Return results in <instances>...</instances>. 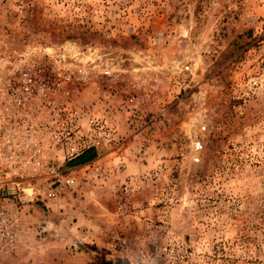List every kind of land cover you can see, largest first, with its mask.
<instances>
[{
    "label": "rangeland",
    "instance_id": "374dc122",
    "mask_svg": "<svg viewBox=\"0 0 264 264\" xmlns=\"http://www.w3.org/2000/svg\"><path fill=\"white\" fill-rule=\"evenodd\" d=\"M23 68L115 130L0 264H264V0H0Z\"/></svg>",
    "mask_w": 264,
    "mask_h": 264
},
{
    "label": "built area",
    "instance_id": "2783aa9c",
    "mask_svg": "<svg viewBox=\"0 0 264 264\" xmlns=\"http://www.w3.org/2000/svg\"><path fill=\"white\" fill-rule=\"evenodd\" d=\"M71 79L23 68L13 92L0 93V259L25 245V209L39 201V181L51 195L74 186L61 163L102 148L115 130L107 119L85 117L64 99Z\"/></svg>",
    "mask_w": 264,
    "mask_h": 264
},
{
    "label": "trees",
    "instance_id": "16d2710c",
    "mask_svg": "<svg viewBox=\"0 0 264 264\" xmlns=\"http://www.w3.org/2000/svg\"><path fill=\"white\" fill-rule=\"evenodd\" d=\"M95 157H96V151L95 150H91V151H88V152L84 153L83 155H81L77 159H75L73 162L70 163V165L71 166L83 165V164H86L87 162L91 161ZM99 264H120V263L101 262Z\"/></svg>",
    "mask_w": 264,
    "mask_h": 264
}]
</instances>
